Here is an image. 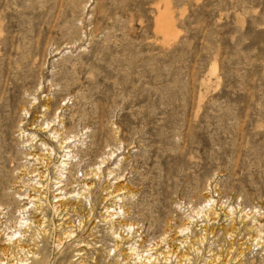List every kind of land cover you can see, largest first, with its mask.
<instances>
[{"label":"rangeland","instance_id":"374dc122","mask_svg":"<svg viewBox=\"0 0 264 264\" xmlns=\"http://www.w3.org/2000/svg\"><path fill=\"white\" fill-rule=\"evenodd\" d=\"M20 120L24 135L56 154L51 184L65 135H78L69 145L71 173L91 178L100 167L87 181L95 187L90 205L72 202L82 208L78 216L34 215L46 220L37 240L44 264H133L127 249L123 261L112 260L111 234L101 223L104 208L114 206L106 195L119 187L124 198L116 208L128 212L125 223L139 229L144 245H157L148 253L160 264L157 255L168 247L178 258L187 253L180 264H264V238L254 247L248 236L264 220V0H0V143L11 155L24 151ZM47 121L58 138L30 130ZM46 148L30 150L46 159ZM37 181L5 193L37 197ZM3 194L0 187L8 224L25 202ZM55 194L46 195L49 202ZM208 198L214 223L193 214L208 213ZM228 206L232 217L224 215ZM250 208L261 215L245 228L240 221ZM80 216L76 239L56 249L58 231L77 226ZM184 224L185 237L176 233ZM230 225L235 233L223 236ZM34 230L25 234L29 248Z\"/></svg>","mask_w":264,"mask_h":264},{"label":"bare ground","instance_id":"6f19581e","mask_svg":"<svg viewBox=\"0 0 264 264\" xmlns=\"http://www.w3.org/2000/svg\"><path fill=\"white\" fill-rule=\"evenodd\" d=\"M44 109L45 111H47L48 107L45 106ZM22 112H24V119L29 118L28 117L29 112L26 109H22ZM38 118H40V116L36 117L33 120V123L31 125L37 124ZM4 121H6V119H4ZM52 123H53L52 121H49V122L47 121L45 123L46 126L44 129H42L41 127L42 125H39V126L36 125L34 126V128L31 127L30 130H34V131L36 130L37 132L38 130L39 131L44 130L45 132H49L53 137L55 136L56 138H58L59 136L58 131H56L54 126L51 125ZM22 124H23V121L20 120L18 123V129H17L18 133L17 134L21 139L26 138L25 142L22 143L23 147L21 148V149H24V151H21V152L18 151L11 155L12 150H10L4 142L0 143V187L2 188V192H4L2 197L10 201L18 200L19 202H23V203L25 202L20 207L18 206L14 220L9 221L8 224H7L8 219L4 218V216L7 214V212H4L6 209L3 208L2 205H0V240L2 237L4 238L2 239L3 240L2 247H0V264H26V262L28 261L27 258H29V260L33 258L34 259L33 264H44L43 255L41 254V251L38 249L39 245L37 243V240L42 238V237H39L40 233L43 236L46 233L44 230L45 228L44 223L46 220H44L43 217H41L40 219L35 221L33 220L34 215H36V212H38L37 216L39 215L44 216L43 211L49 210L52 215H56L57 217L62 215V218L60 221H63V222L68 221L69 217L71 216L72 217L78 216V210H81L82 208H79L76 206L78 204L90 205L89 197L94 193V190H95V187L92 186L93 184L91 182L87 183V181L91 179L93 180L96 179V176L100 174L99 166L95 167V170L90 174L91 178H89L88 174L86 173L81 174L79 178H82V180L80 181H78L79 178L76 177L74 173H71L73 171V165L71 163L75 157L73 155L74 153L72 154L73 151L70 149L71 147H69V145L75 142L72 140L76 139L78 135L76 134L70 137V135L68 134V135H65L64 139L61 138L63 141L59 144V148L65 149V151H64V154L60 156L61 160L58 161L56 166H54V170H55L54 175L56 177L53 178V184H51L52 179L50 177V174L48 173L49 171L48 167L51 163L50 158L55 156L56 154H54V151L51 148L50 149L46 148L47 144L45 145L43 141L38 140V139L36 141L35 140L36 136L34 137L31 134L24 135L25 132H23ZM36 127H38V130L36 129ZM37 143H39L41 147L46 148L44 150H41V151H45L44 154H42V156H46L47 157L46 159L44 157H40L41 155H38L34 149L30 150L31 148L36 146ZM20 156L23 158H20ZM32 161L35 163V165L40 164L41 167L38 169H33L34 165H30L29 163ZM40 169H43V171L39 172ZM108 174L110 175L111 172H108ZM18 176H21L22 178H19ZM6 177H9V180H6L5 179ZM33 178H38V181L35 183L37 185L36 187L37 189L35 188L36 193H39L37 197L31 198V196L24 195L20 192H16L12 195H7L5 193V190L12 189V187L17 188V187H22V186L25 187L26 185H29L32 182ZM99 178L100 177H97V179ZM43 183H45L46 185L43 186ZM16 184H21V186H16ZM52 186L55 187V189L51 191L50 193V189H52ZM122 191H123V187L122 188L119 187V188L113 189L111 193L106 195L113 201L112 203L114 204V206L112 205L110 207L104 208L105 216L102 218V221H101V223L106 226V228L108 229V232L111 234L110 237H111V241L113 242L112 248L108 250V254L112 250V260L115 259V261H117V258L121 257V260L123 261V256H126V253L125 254L123 253H124V250L127 249L128 251L127 259L130 258V261H132L133 264H160L157 258H155L154 256L155 254L148 253V252L151 253L152 251H156L157 245H152V246L144 245L147 241L146 240L144 241L142 239L139 229L137 230L134 229L133 231L134 227L132 228L131 225H129V223L128 224L125 223L124 217H125V214H127L128 212L124 213L121 210L123 209L122 208L123 206L122 207L119 206L118 208H116L117 205L119 204L122 205L123 203L124 197L122 195H124V192ZM53 192H56V194L54 196L52 195L53 201L49 202V199L46 197V195L52 194ZM43 193L45 196L42 197V195L40 194H43ZM41 201H43V203H41ZM72 202L77 205L73 206ZM214 202L215 201L211 202L209 198L205 200V203L210 205L208 206V208L209 207L211 208V209H207L208 213L207 211H204V209L199 208L195 210L194 212L196 211L197 212L196 213L193 212V214H195L197 217L201 216L202 218H206V220H208L207 218L210 217L209 222L212 221V223H214V221L218 219L217 213L214 210H212L213 208L211 207V205L214 204ZM28 205H31V207H28ZM227 209L229 211H226V213L224 214L225 217H228V216L232 217L235 212L233 209L235 208H230L228 206V208L226 207L225 210ZM250 209L248 211L249 214L243 216L242 220L240 221L244 223L245 228H247L248 226L246 225L248 221L250 220L253 222L256 221L254 217L256 214H258L259 212L258 210H260L257 208H256L257 210L255 208H252L251 210ZM83 210H85L84 207H83ZM242 211L243 210H240L239 213H241ZM224 212L225 211H223V213ZM258 215H259L258 217H260L261 214H258ZM263 215H264V211H263ZM86 216H87V213H86ZM78 218H79V221L77 222L78 224L77 226H74V224L71 226L69 225L58 231V236L54 237V243H53L56 249L60 247L62 244L70 243L72 240L76 239L77 237L75 235L76 230H80L83 227V217L80 216ZM3 220L4 222H2ZM84 220H86V217H84ZM193 221L194 220L192 218H188L187 220L189 224L193 223ZM263 221L258 222L257 220V223H256L258 224L257 227H255L256 224L253 223L252 226L248 228V231H249L248 236L251 238L250 243H255L254 247H258V246L261 247L263 243V240H262L264 238ZM232 222L233 221L230 220V224H232ZM57 226L61 227L62 224L60 225L58 224ZM55 227L56 226H54L53 224V228H52L53 231L55 230ZM74 227L75 229H73ZM31 229L33 230L35 229L33 232L34 237L32 234L31 235L32 238L29 240V241L32 240L33 248H29L28 245H25V238H26L25 234L30 233ZM124 230L125 232H122ZM188 230L189 229L185 227V224H184L178 229L176 233L182 234L185 237L184 234L186 233V235H188L187 234ZM234 233H235V229L233 225H230V230L229 231L224 230L223 236L227 237V236H230V234H234ZM137 238L139 240H136ZM75 243H77L76 245H79L82 242L80 243L75 242ZM179 243L181 244L186 243V240H183ZM124 246L126 247L128 246V247L124 248ZM82 247H84V245L83 246L81 245L80 248ZM189 249L194 251L193 245L189 244ZM167 250L168 251L166 253H158L157 255L158 257H161V261L163 262V264H168L169 260L173 258V256L176 255V253L170 250V247H168ZM80 251L81 250H79L78 252ZM80 255L78 254V256ZM239 255H242V253H239ZM38 256H40L39 259H38ZM177 256L178 255H176L174 259L178 258ZM107 257H109V255H107ZM104 259L105 258H103V260ZM189 260L190 259L188 258L187 253L186 254L184 253L179 256L178 261L175 264H180L182 261L188 262ZM214 260L218 261V257L215 258ZM214 260H212V262H214ZM79 264H81V262ZM83 264H86V261Z\"/></svg>","mask_w":264,"mask_h":264}]
</instances>
